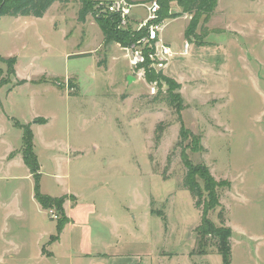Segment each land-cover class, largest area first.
<instances>
[{
    "label": "rangeland",
    "instance_id": "1",
    "mask_svg": "<svg viewBox=\"0 0 264 264\" xmlns=\"http://www.w3.org/2000/svg\"><path fill=\"white\" fill-rule=\"evenodd\" d=\"M113 1L93 0L84 22L78 0L57 2L45 18L29 20L28 45L1 48L15 54L17 70L10 76L0 63V113L15 129L11 116L30 124L39 193L63 203L62 213L49 207L60 214L51 219L34 197L28 168L17 161L6 172L0 144V264H67L68 231L61 248L52 244L72 222L64 205L78 204L77 218L89 214L83 207L95 214L92 242L72 230L75 250L93 243L112 253L152 251L140 264H189L186 256L222 264L214 246L202 253L196 246L201 208L180 188L182 152L229 183L207 217L231 229V264H264V0H217L208 18L185 14L177 1L160 8V37L176 55L156 83L132 73L125 49L134 41L104 44L98 22L131 39L146 14L137 6L122 26L100 10ZM3 124L0 115V130ZM19 133L10 145H20Z\"/></svg>",
    "mask_w": 264,
    "mask_h": 264
},
{
    "label": "trees",
    "instance_id": "2",
    "mask_svg": "<svg viewBox=\"0 0 264 264\" xmlns=\"http://www.w3.org/2000/svg\"><path fill=\"white\" fill-rule=\"evenodd\" d=\"M171 1H177L179 6L182 8L185 14L195 15L202 14L206 18L212 15L214 9L217 6V0H157L160 8L166 7L167 3ZM68 3V0H0V17L10 16V17H34L41 18L49 9V7L55 3ZM80 4V9L78 11V21L84 22L85 18L91 14L93 0H78ZM160 12V10H159ZM108 19L113 20L115 23H120V17L113 13L105 14ZM160 18L159 13V21ZM98 25L103 34V42H110L112 40L119 41L122 44H128L135 41L137 38L144 36L145 31H133L132 38L124 34L122 37L117 38L111 33L110 25H106V21L98 22ZM191 28V27H190ZM190 28L186 29V34L189 33ZM115 38V39H113ZM0 63L6 66V72L10 76L15 75V57L4 58L0 56ZM2 69L0 68V87L3 85L1 79ZM148 79L155 80L161 79L159 75L148 74ZM24 81H20L17 84H22ZM16 84V85H17ZM175 88H179V85H176ZM14 122L16 128L22 131V147L21 155L22 160L25 166L28 168L30 174L34 177L35 186H34V197L37 202L40 204L43 209L49 208L51 205H55L58 211L62 213V203L63 198L54 199L40 195L39 193V184L38 176L39 173V164L37 158L33 152L32 144V134L30 130V124H22L15 118L11 119ZM45 120L36 119L33 121L35 124H45ZM198 150V146H196ZM183 164L185 167V175L183 181L180 185L182 190H186L191 198L194 200V206L201 210V220L199 225L195 229L196 235V246L199 248V253H202L204 247L207 245L214 246L216 248V254L220 256L222 264H231V229L224 225L222 220L220 226L214 225V223L207 217V212L209 209H212L218 205V192L220 188H228L229 183L227 181H216L213 176L210 174L208 167L202 164L193 165L192 162L187 158L184 152H182ZM37 176V177H36ZM203 186H201V184ZM203 191L207 193V203L203 199ZM60 217L59 212H55ZM62 218V217H61ZM56 219V220H57ZM63 228V223L59 222L56 224L57 234L61 232Z\"/></svg>",
    "mask_w": 264,
    "mask_h": 264
},
{
    "label": "crops",
    "instance_id": "3",
    "mask_svg": "<svg viewBox=\"0 0 264 264\" xmlns=\"http://www.w3.org/2000/svg\"><path fill=\"white\" fill-rule=\"evenodd\" d=\"M127 1L130 3H136L135 1H132V0H127ZM53 4L49 7V9L46 11V13L41 18L10 17V16L0 17V56L4 58H8V57L16 58L15 54H10V53L1 51V48L3 46L14 47L16 46V44H21V47H25L24 45H28V42L24 40V35H25L24 33L28 31V28L31 22L29 20L30 19L40 20V19L45 18L48 11L53 6ZM54 24L55 23L53 22V26ZM16 62H17V59H16ZM14 67H15V70H17L16 63ZM20 87L22 86H18V87L16 86V89ZM13 91L14 90H10L9 92H7L6 93L7 96L5 98L10 97ZM0 106H1V103H0ZM0 115L4 122L3 124L4 126L0 130V144L7 146V149L5 151L6 153L3 155L2 158L3 160L6 161L5 165L8 166L6 172H8L10 168L14 165V163L17 161H18L17 164L22 163L25 166V164L23 163L22 155L20 151V146L22 145V134L19 133L18 135V139L20 140L19 146H17L18 144L10 145L9 140H10V136H12V132L13 131L19 132V129H15L12 126L8 125L7 124L8 122L4 119L3 113H0ZM12 118H14V116H11V119ZM16 151H19V152H16ZM28 173H29V170H28ZM81 207L82 206L79 204L76 207H68V208H66V206L64 205L67 217H69L72 220V222L67 224L64 227L59 239L55 242L54 245L52 244L54 250H57V248H61V243L63 244L64 242L63 240L65 238L64 235L66 231H68L67 235L68 236L70 235L69 237L70 239L68 238L69 242L67 244L66 243L63 244V247H65V250H66L64 256L68 258L67 264H79L83 260H86L88 262L87 264H140L142 262L143 257L147 258V257L153 256L152 251L151 252L141 251L139 253H133V254H120V252H117V250H114L112 253V252H109V250L98 248L93 243L88 244L87 250L86 249L85 250H75L73 248L72 230L79 229L80 231H83V233H85L86 236L90 238L92 242V236H91L92 232H91V228L89 227V221H90V216L95 214V208L83 207V208H89L87 212L89 214L85 217L77 218L78 214L76 213V210L80 209ZM106 246H108V244H106ZM186 258L191 264H200V262L193 263L191 261V257L189 256H186Z\"/></svg>",
    "mask_w": 264,
    "mask_h": 264
},
{
    "label": "built area",
    "instance_id": "4",
    "mask_svg": "<svg viewBox=\"0 0 264 264\" xmlns=\"http://www.w3.org/2000/svg\"><path fill=\"white\" fill-rule=\"evenodd\" d=\"M101 11L113 13L120 17V25L127 24L132 9L140 6L145 9L144 20L138 25V31L144 30V36L137 38L133 44L128 46V63L136 79L145 81L148 74L159 75L163 73L175 57V52L160 37L165 28L163 20L159 21L160 6L156 0H150L138 4L130 3L126 0H116L109 3H100ZM189 53V44L184 43L181 55ZM156 83V79L153 80ZM47 214L53 220L58 218L54 210H47Z\"/></svg>",
    "mask_w": 264,
    "mask_h": 264
},
{
    "label": "water",
    "instance_id": "5",
    "mask_svg": "<svg viewBox=\"0 0 264 264\" xmlns=\"http://www.w3.org/2000/svg\"><path fill=\"white\" fill-rule=\"evenodd\" d=\"M127 81L128 82H131L132 81V78L131 77H127Z\"/></svg>",
    "mask_w": 264,
    "mask_h": 264
}]
</instances>
